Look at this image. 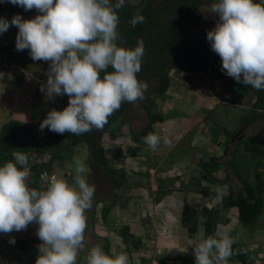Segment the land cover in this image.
I'll use <instances>...</instances> for the list:
<instances>
[{"label": "clouds", "instance_id": "clouds-1", "mask_svg": "<svg viewBox=\"0 0 264 264\" xmlns=\"http://www.w3.org/2000/svg\"><path fill=\"white\" fill-rule=\"evenodd\" d=\"M6 2L25 11L36 9L38 14L31 19L20 14L11 20L0 17V34L16 26V50L28 49L34 61L50 62L41 91L49 98L68 96L66 107L47 113L39 125L41 131L48 128L79 136L102 130L125 102L144 98L148 85L137 74L142 69L145 42L139 39L134 47L118 43L117 10L126 0H0ZM211 12L219 19L207 32V40L221 57V70L239 83L264 90V0H215ZM145 20L137 11L129 23L135 27ZM142 139L152 150L162 141L169 142L155 132ZM28 163L25 152L14 151L12 159L0 164V233L25 230L35 222L42 241H31L39 246L35 264H77L85 242V213L93 207L96 193L87 177V165L76 162L74 183L53 178L40 190L29 186ZM216 191V199L222 200V190ZM9 243L15 244V238ZM233 243L228 234L201 240L193 247L195 264H228ZM86 264H129V255H109L97 245L88 251Z\"/></svg>", "mask_w": 264, "mask_h": 264}, {"label": "crops", "instance_id": "crops-1", "mask_svg": "<svg viewBox=\"0 0 264 264\" xmlns=\"http://www.w3.org/2000/svg\"><path fill=\"white\" fill-rule=\"evenodd\" d=\"M1 6L0 17H5L11 20L9 14L10 9L7 10L5 8V3H2ZM15 14H20L22 18H24L23 14L19 11L15 12ZM17 32L18 28L14 25L10 26L6 31L11 39H16ZM9 53L10 57H12L10 60L15 66L14 68H10L7 65L4 68L0 66V128L2 124L8 120H17L28 125L39 123L46 118L47 113L51 109L56 108L57 110H62L66 107L65 105L63 106L58 103L56 95L49 98L46 95V92L41 91V87L46 86L47 71L50 62L43 60L34 61L31 58L28 49L17 52L9 50ZM14 58L16 59L14 60ZM169 78L170 82L167 91L164 95L160 96L157 102L158 105L155 104V107L158 106L160 110L158 113L163 115L164 118L161 123L162 125L160 124L161 126H164V129L161 131V127L159 128L158 125L156 126V131L161 137H166L169 142L163 143L162 141L156 150H152L144 142H141L138 145L136 144V146L141 147L140 151H144L143 155L139 153L141 156H137L136 159H139L138 168L143 172H148L151 168H156L159 173H162L157 165L161 166L163 163L165 167H162V169L163 171L165 170V174H167L164 176V173H162L161 175V179L165 180L163 181V186L166 187L169 180H175L184 181L183 184H187V187L164 188L167 192L161 195L160 200L155 202L153 199L154 204L147 205V210L150 212L149 215H144L142 211L141 215H136L138 218H141V221L137 223L138 227L142 229V226H147V232L151 237L150 238L147 235L145 236V234V237L142 236V234L137 233L136 228L129 225L130 232L142 239L143 244L136 251L129 252L127 246L122 243L119 234V243L114 241L112 245V238L108 236L109 239L105 238L106 240L103 239V242L97 244L104 249L103 245L107 242L109 244V255L126 252L129 255V264H132L130 261L134 257V253L138 254L141 249L151 251V253L155 250L159 253L160 250V255L167 257L168 260V258H172L176 255H183V252L186 249L192 250L193 247L204 239L203 230L199 231L200 226L203 228V220L200 221L199 212L203 213V206L211 207L217 202V191L209 186V184H214V182L208 183L204 180L201 181L199 185L209 186L213 193L209 196H204L199 192L200 186H197V189H195L196 184H193L192 181L193 179L196 181L201 169L198 166L196 168L189 162V160L192 158L197 159L198 157L199 159L197 163L199 165V162L207 160L206 158L209 156L215 155L219 157L220 165L224 166L225 164L221 162L220 150L218 148L224 147L225 149L229 145L228 148H232L228 154L229 158L226 163L230 165V167L237 169L235 167L237 160L234 152L236 148L238 151L240 150L239 141L244 137V134L241 137H239V135H241L245 129L244 126L249 124V119H247V117L250 116L249 113L253 109V103L255 101L254 90L244 84H238L234 90L227 91L224 83L233 79L229 76H218L212 72L199 74L195 71L172 69L169 72ZM157 97H159V95H157L156 98ZM220 106H232L234 108L227 107V110H225L219 108ZM231 109L237 111L235 115L238 117L239 124L242 125L241 129L238 127L239 125L237 126L235 124L231 126L229 124L230 121L228 117L230 115L234 116L230 111ZM243 120L244 122H242ZM215 124L218 125L217 132L213 129ZM239 129L240 131H238ZM129 131H131V129H129ZM238 139L240 140L238 141ZM128 141H131L130 136L128 137L125 135L123 141L119 138L117 144L113 145V143H111L108 148L113 149L115 148V145L117 146L119 144L122 147L124 143ZM163 145L166 149H161ZM120 146L118 149H120ZM176 148H180V153L172 158L173 151ZM254 148L257 147L255 146ZM260 149L261 151L259 150V153L263 155V146L260 145ZM209 151H214L215 153H208ZM176 153L178 152H175L174 155ZM206 153L208 154L207 157ZM234 154L235 160L231 161ZM170 156L172 159H169ZM122 157L126 156L123 155ZM169 161L171 162L169 163ZM55 162L52 163V166L56 164ZM176 167L183 169V171L181 169L182 174L170 173L173 168L176 169ZM188 169L193 170V174L191 175L193 177H188L186 174ZM258 169L261 171L260 168ZM234 176L236 177L235 174ZM242 176L247 178L244 175ZM150 182L152 183L150 184L152 188L150 194L155 197L158 188L154 189V183L152 181ZM215 183L218 184V182ZM240 188L238 190H233L238 192ZM202 197H204L203 200L208 197L211 198H209L208 202H206V200L200 202ZM229 209L231 208H223L219 212L215 230L216 238H221L224 234H227V232L229 233L228 235H231V231L234 230L233 225L230 227V221H227L229 218L234 219V216L231 215ZM120 213L122 217L130 216L122 210H120ZM195 221L196 223H199V227L197 231L191 235L188 228L191 227ZM92 224L93 223H91V225ZM101 225L102 227H106L103 222ZM110 228L111 227H106V230H109ZM249 229H252L251 232ZM257 229L261 228L256 224L254 228L246 227V231L244 230V232H238L237 230L232 232V239L234 242L236 239H240V242L243 240L241 243L244 249L248 252V264H264V261L251 258L248 251L249 245L256 237L258 242L264 239L260 237V231L255 233ZM233 233L235 237H233ZM3 234L4 233H0V238L22 237L24 239L28 238V240L33 241L34 244H41L42 242L34 231L26 234V237L23 236L24 232L21 231H12L6 233L5 236ZM152 236L155 237L152 238ZM102 238L100 239L101 241ZM160 239L162 242H160ZM2 247L7 250V254H5L7 255V259H4L6 261L2 264H20L21 261L24 264L23 256L17 254V252H19L18 250L5 244H2ZM89 250L90 249L84 250V253L87 252L85 253L86 256ZM252 250L259 251L258 247H254V244ZM141 252H143V250ZM145 259L147 260V258Z\"/></svg>", "mask_w": 264, "mask_h": 264}, {"label": "trees", "instance_id": "trees-1", "mask_svg": "<svg viewBox=\"0 0 264 264\" xmlns=\"http://www.w3.org/2000/svg\"><path fill=\"white\" fill-rule=\"evenodd\" d=\"M202 0H140L137 4L125 3V5L117 10L120 20L119 23V41L120 46L134 47L137 40L143 41L157 36L162 28L168 23L165 30L160 36L150 40L145 45V54L142 58V69L137 74L138 78L151 76H157L159 79L158 85L154 88L156 95L162 96L168 89L170 78L169 71L171 68L177 70L195 71L199 74H203L207 71V64L209 61L208 45L202 38L191 39L189 36L185 38V26L182 21L189 24L190 27L197 26L200 21V5ZM0 3V11L2 9ZM144 15L146 20L143 23L137 24L133 27L129 21L137 13ZM179 21V22H173ZM127 27L126 29H124ZM7 50V49H6ZM9 51V50H7ZM198 52V53H197ZM175 53V54H174ZM175 56H185L182 62H174ZM12 58V57H10ZM10 58L8 60H10ZM16 58H14L15 60ZM162 63H167L165 68H162ZM222 68L221 57L216 53L210 64V71L218 76H224ZM112 69L109 68L108 71ZM103 75V73H101ZM238 84L234 79H230L224 83L227 91H232ZM255 92V101L253 103V109L250 111V123L253 119L264 115V90H256L251 85H246ZM143 102L147 104L142 105L146 112V124L138 131H129L126 136H130V140L135 141L137 144L144 142L143 137L149 132H155L156 126L160 125L164 120L163 115L152 109L155 108V102L149 97L143 98ZM130 103L127 104V106ZM113 116L109 118V123L115 118ZM42 122V121H41ZM33 123L31 125L22 123L17 120H8L4 122L0 128V164L12 159V153L14 151H23L29 158L28 165L30 166V174L28 175L29 186L37 189H45L49 184H44L39 178V172L43 169L52 170V163L55 161L64 162L67 159L72 158L74 153V146L80 142L87 141L90 146V158L93 166L96 168L104 169L109 175L113 188L116 190L121 189L128 179V175L121 169V167L110 166L109 156L107 152H110V158H118L121 154L118 151L120 144L106 151L101 144L102 134H107V124L102 130L93 129L90 133H84L82 135H74L72 133H55L48 128L43 131L40 130V123ZM264 134V129H263ZM229 135V134H228ZM231 136V134H230ZM124 134L121 128H115L108 133V146L113 143L117 144L119 138L124 140ZM123 144V143H122ZM229 146V145H228ZM228 146L224 149V152L228 150ZM237 148L235 149V154ZM48 155L41 160L43 155ZM235 154L231 161L235 160ZM33 155L40 161H31L30 157ZM264 158V152H263ZM220 166L219 157L212 155L202 162H199L200 174L197 177V185L200 186L199 192L204 196H209L213 193L209 186L199 185L201 181L208 183H215L216 178L212 174ZM234 166V165H233ZM140 176L147 177L148 172H142ZM66 177V176H65ZM63 177L68 182L72 183V176L68 179ZM241 183V188L238 192L233 189H229L226 194H222V200L217 202L211 207L203 206L204 219L202 222L204 239L209 236H215V229L217 224V218L219 212L223 208H236L238 221L244 226L254 227L258 221L259 216L263 213V198L264 181L259 174H256L255 181L251 182L242 175H236ZM223 182V181H222ZM163 182L158 186L157 195L154 197L155 202H158L161 195L167 191L163 188ZM217 196V195H216ZM113 200L109 203H103L99 208V214L101 221L106 227H112L114 220L109 219L110 212L115 208L116 203L121 199L117 194H113ZM97 203L95 202L92 207L91 217L92 220L96 215ZM124 208V207H122ZM123 209H119V211ZM199 227V223L194 224L188 228V231L193 235ZM114 229V228H113ZM119 236L130 251H136L143 244L142 239L130 232L128 225H122L117 230ZM232 238V236H230ZM15 244L9 243L10 238H0V246L2 244L12 246L23 254L26 258L25 264H35L36 259L39 256V246L34 245L30 240H26L22 237H14ZM108 243L104 246V251L108 253ZM2 250V249H0ZM233 254L228 260V264H248V252L244 249L241 242H234L232 245ZM7 254V252H4ZM133 255V254H132ZM172 260L174 264L189 263L195 264V260L192 256L176 255L168 260ZM147 260L144 256L137 257L133 264H145ZM156 264H167V257L160 255L157 256ZM78 264H84L79 261Z\"/></svg>", "mask_w": 264, "mask_h": 264}, {"label": "rangeland", "instance_id": "rangeland-1", "mask_svg": "<svg viewBox=\"0 0 264 264\" xmlns=\"http://www.w3.org/2000/svg\"><path fill=\"white\" fill-rule=\"evenodd\" d=\"M139 1L140 0H126L125 3H130V4L134 5V4L139 3ZM210 1H212V0H202V3L200 5V8H199L200 9V16L202 14V17H200V20H203L204 18L207 20H205V19L203 20V25H202V23L199 24L198 29L196 31V35L198 37H200L199 35H203L206 32V29H208L213 24L212 22H210V20L212 19V17H213L212 15H214V13L211 12V10L207 8V7H209ZM12 5L13 4H11V3H7V2L5 3V8L7 10L10 9L9 14H10L11 18L13 17V15H15V12H18V11L21 14H23L24 19L34 18L38 14L36 9L25 11L22 7H19L16 5H13V7H12ZM10 6H11V8H10ZM205 13H206V15H205ZM213 19H214V17H213ZM202 29H205V30L202 31ZM142 78H143L142 80L144 82H146L148 85V88H147V91L145 92L144 98L149 97L155 101L156 105H158L157 102H158L160 96L156 98L157 95L154 92V88L158 85L159 81L157 79H153V78L144 79L145 78L144 76ZM236 87H237V85L234 88H236ZM144 104H147V102H143V99H140L134 103H130L127 106V108L126 107L123 108L124 106H122L120 109V110H122L121 115H119L120 110L118 111V115L113 114V116H116V117L110 122V124H107V132H106L107 134L103 133L102 137H101V144H103L102 146L104 147V149L106 151L108 150V133H109V131H111L115 128H121L123 134L126 135L129 132V129H131L134 132H137V131H140L144 127V125L146 124V121H147L146 120V112L142 106ZM227 107L234 108L232 106H224V107L220 106L219 108L227 110ZM152 109H154L155 111H160L158 106L155 108L153 107ZM230 111L234 114V116L230 115L228 117L229 121H230L229 124L231 126H233L235 124L237 126L239 125L238 127L241 129L242 125L239 124L238 117H236V115H235L237 113V111H233L232 109ZM246 117H245V119H246ZM247 119H250V117H247ZM242 122H244V120ZM161 125H159V128L164 127ZM244 127H245V129L243 130L242 134L239 135V133H238L239 137H241L243 134H244V137L241 140L238 139V141L240 140L239 141L240 142V144H239L240 150L239 151L236 150V151H238V152H236L237 164L235 165V167L237 169L230 167V165H228L226 163L228 158H229L228 154L231 151L232 147L228 148V150L226 152H224V147L218 148L220 150L221 162L224 163L225 165L224 166L220 165V167H218L213 173L218 184L217 183L209 184V186L211 188H213L215 191H216V189H221L222 193L224 194L225 192H227L229 190L230 187L234 190H238L241 187V184H240L239 180L234 176V174L235 175H238V174L244 175L248 179H250L251 182H254L255 176L258 173L264 181V158H263V155L259 153V150L261 151L260 145L263 146V148H264V134H263L264 115L257 117L256 119L252 120L248 125H246ZM217 128H218V125L215 124L213 127L215 132H217ZM240 129L238 131H240ZM255 146L257 148H254ZM161 149H166V147L163 145L161 147ZM140 150H141V147L136 146L134 141L125 142L124 145L122 146L120 152H121L122 156L125 155L126 157H122L121 155L118 156L119 161L121 162V163H119L120 165L118 164L117 161H115V158H113V160H111L110 153L107 152L108 156H109V165L121 167V169L124 170V172L128 175L127 181L125 182L124 186L119 190H116L113 188L112 181L104 169H102V168L98 169V168H96V166L92 165L91 158H90V146H89V143L87 141L80 142L74 146V153H73L72 158L67 159L64 162L57 161V162H55L56 164L54 166H52L51 169L57 170L59 173L70 172L71 176H72V183H74L73 176L75 174L76 162L77 161H84L85 164L87 165V169H88V171H87L88 180L90 183H93L96 186V193H95L93 204L95 202L97 203V207H96L97 212H96V215L94 216L93 220H92V217L90 216L92 208L87 210L85 213L87 216V228H86V232H85V242H84V248L82 250H80L78 253L77 264L79 261L86 264L85 253H87V252L84 253V250L90 249L93 246H97V244H100L101 242H103V239L104 240L109 239L108 236L112 238L111 239L112 245H113L114 241H116V243H119L120 239L118 238L119 236H118L117 230L122 225H128V226L131 225L133 228H136L137 233L142 234V236H144V234H145V236L146 235L149 236V234L147 232L148 231L147 226L146 227L142 226V229H140L138 227L137 223H139L141 221L140 220L141 218H138L136 215L139 216L142 214V212L144 215L145 214L149 215L150 212L147 210V208H148L147 205L154 204V200H153L154 197L150 194V192L152 191L151 190L152 188L150 185V184H152L150 182L151 181L150 180V174L152 176H154L153 181H152L155 185L153 187L154 189L158 188L159 183L161 184L163 181H165V180L161 179L162 173H164V176L167 174H165L166 171L165 170L163 171V169H162V167L163 168L165 167V165L162 163L161 166L157 165L158 169H160L162 173H159L156 168H151V169H153V173H150L148 170L149 177L148 176L147 177L140 176V174L143 171L139 170V168H138L139 159H136L137 156H141L144 153V151L142 152ZM175 152H178V153H176L174 155ZM211 152L215 153L214 151H209L208 153H211ZM139 153H141V155ZM179 153H180V148H176L173 151L172 158L179 155ZM207 155L208 154L206 153V157H207ZM45 156L48 157V155H45ZM172 158H171V156L169 157V159H172ZM257 158H258V161H257ZM198 159H199L198 157H197V159L192 158L191 160H189V162L192 163L197 168V166L199 167V165L197 163ZM170 162L171 161H169V163ZM258 168H260L261 171H259ZM181 169L182 168H179V167H176V169L173 168V170L170 173H175V174L181 173L182 174L183 169H182V171H181ZM192 171L193 170H190V169H188L186 171V174L188 175V177H193V176H191L193 174ZM158 180H160V181H158ZM166 181H168V180H166ZM183 182L182 181H175V180L171 181V180H169L166 187L163 185L162 186H163V188H167V189L168 188H176V187H179V188L187 187V184H183ZM192 182H193V184H196L195 189H197L198 185L194 181V179ZM114 193L119 195L121 197V199L116 203L115 208L110 212L109 219L111 221L113 219L114 224L109 230L108 229L106 230V227H104V226L102 227V225H101L102 221H101L100 214H99L100 213L99 208L103 203L111 202L114 198L113 197ZM203 198L204 197H202L200 199L201 200L200 202H203L204 200H206V202H208L209 198H211V197H208L204 200H203ZM262 198H263V204H264V192L262 194ZM122 207H124V208H122ZM119 209H123L124 212L128 213L130 216L122 217ZM230 211H231V215L234 216V219H231V218L227 219V221L228 220L230 221V227H232V225H233V227H234L233 229L235 231L237 230L238 232L239 231L244 232V230L248 226H244L243 224H241L238 221L236 208H231V209H229V212ZM199 214H200V221H201V220H203L204 214L201 212H199ZM91 223H93V224L91 225ZM256 224L261 229H257V231L256 232L254 231V232L257 233L258 231H260L259 232L260 237H262V239H263L264 238V206H263V213L259 216ZM137 229H139V230H137ZM202 230H203V228L200 226L199 231H202ZM234 230L231 231V235H229V236H232V232H234ZM251 230L249 229L250 232H251ZM5 234L6 233H4L3 235L5 236ZM227 234H229V233L227 232ZM23 236L26 237V233H24ZM154 237L155 236H152V238H154ZM233 237H235L234 233H233ZM101 238H102V241L100 240ZM256 238L249 245L248 248L252 247L253 244L255 247L257 244L263 243L264 239H263V241L258 242V240ZM236 241L240 242V239L239 240L236 239ZM160 242H162L161 239H160ZM241 242H243V240H241ZM1 249L2 250H0V263L5 262L6 260H4L3 258H6V256H7L4 253L7 250L5 248H3L2 245H1ZM142 250H143V252H141ZM160 253H161L160 250H159V253L156 250L151 253V251H146L144 249H141L138 252V254L134 253V257L132 258L130 263L133 264L134 260H136L137 257L145 256V258H147V261L145 262V264H155V259L157 256H160ZM191 253H193V249L192 250L186 249L183 252V256L187 257L188 255H191ZM17 254H21V253L17 252ZM21 255H23V254H21ZM20 264H23V262L21 261ZM178 264H187V263H178Z\"/></svg>", "mask_w": 264, "mask_h": 264}, {"label": "built area", "instance_id": "built-area-1", "mask_svg": "<svg viewBox=\"0 0 264 264\" xmlns=\"http://www.w3.org/2000/svg\"><path fill=\"white\" fill-rule=\"evenodd\" d=\"M214 2H215V0L210 1L209 7H207V8L211 10V5ZM214 15H215L214 16V19H215L214 23L212 24V26H210L208 29H206V32L203 35L200 36V38H202L206 42V44L208 45V50H209V61H208V69H207L208 72H210V70H209L210 64L212 62L214 55L216 54L211 49L210 43L207 40V32L215 27V24H216L217 20L219 19L217 14L214 13ZM15 45H16V39H11L6 32H4L3 34H0V66L2 68H4L6 65L9 66L10 68H14L15 64L13 62H11V60H8L10 58V53L7 50L17 52ZM56 97H57L58 103L60 105L67 106V104H68V96L67 95H63V96L56 95ZM163 129H164V127L160 128L161 131ZM135 144H137V143L135 142ZM121 148L122 147L120 146V149H118V151H120ZM34 158L35 157L33 155H31L30 159L32 162L35 161ZM111 160H113V158H111ZM36 161H40V159L37 158ZM115 161H117L118 164L120 162L119 158H115ZM111 166L113 167V165H111ZM27 167H28V175H29L30 174V166L28 165ZM149 172L153 173V169H150ZM70 176H71L70 172L65 173V174H59L54 170H46V169H43L39 172V178H40L41 182L44 184L45 183L49 184L53 178L65 177L68 179ZM153 178H154V176H152L150 174V180L151 181H153ZM38 227H39L38 224H36L35 222H32L28 225V227L25 230H21V231L26 232V233L34 231L35 233H37ZM255 247H258L259 251L252 250L253 249V246H252V247L248 248L249 255L251 256V258H254L255 260L264 261V241L262 244H260V245L257 244ZM0 249H1V247H0ZM188 256H192V258L195 260L193 253H191V255H188ZM3 259H6V258H3ZM1 263H4V262H1ZM155 264H156V261H155ZM167 264H174V263L172 260L169 259V260H167Z\"/></svg>", "mask_w": 264, "mask_h": 264}, {"label": "flooded vegetation", "instance_id": "flooded-vegetation-1", "mask_svg": "<svg viewBox=\"0 0 264 264\" xmlns=\"http://www.w3.org/2000/svg\"><path fill=\"white\" fill-rule=\"evenodd\" d=\"M199 11H200V9H199ZM205 15H206V13H205ZM213 17L215 16V15H212ZM200 17H202V14H201V16ZM213 17H212V19L210 20V22H212V23H214V21H215V19H213ZM205 19V18H204ZM203 19V20H204ZM203 20H200L199 21V23H198V25L197 26H192V27H190L189 26V24L187 23V22H185V21H182V22H184V23H186L187 25H188V27H189V29H188V36L191 38V39H195V38H200V37H198L197 35H196V31H197V29H198V26H199V24H201L202 23V25H203ZM205 20H207V19H205ZM121 22H123V20H120V23ZM184 25V24H183ZM185 26V25H184ZM186 27V26H185ZM127 27H125L124 29H126ZM185 30H186V28H185ZM203 30H205V29H202V31ZM158 36H159V34H158ZM199 36H201V35H199ZM153 37H156V36H153ZM153 37H151V38H153ZM149 39V38H148ZM154 39V38H153ZM150 40H152V39H150ZM149 40V41H150ZM147 44V43H146ZM145 44V45H146ZM198 53V52H197ZM175 54V53H174ZM173 54V55H174ZM185 59H187V57H185V56H175L174 55V62H182V61H184ZM166 65H167V63H162V68H165L166 67ZM172 69H176V68H171L170 69V71L172 70ZM169 71V72H170ZM150 78H153V79H157L158 81H159V79H158V77L157 76H151ZM139 80H141V81H143L142 79L143 78H138ZM159 83V82H158ZM127 104H128V102H125L122 106H124L123 108H127ZM114 114H116V115H118V111L116 112V113H114ZM111 117H113V116H111ZM110 117V118H111Z\"/></svg>", "mask_w": 264, "mask_h": 264}, {"label": "water", "instance_id": "water-1", "mask_svg": "<svg viewBox=\"0 0 264 264\" xmlns=\"http://www.w3.org/2000/svg\"><path fill=\"white\" fill-rule=\"evenodd\" d=\"M173 22H179V21H173ZM170 23H171V22H168V23L162 28L161 32L159 33V36H160L161 33L165 30L166 26H167L168 24H170ZM182 24H184V25L186 26V30H185V38H187L189 27H188V25H187L186 23H184V22H182ZM156 37H158V35H157ZM156 37H153V38H156ZM153 38H149V39L145 40V41H144L145 44H146L150 39H153ZM207 69H208V64H207ZM209 70H210V69H209ZM210 72H211V71H210ZM223 75H224L225 77L228 76V75L226 74V72H224ZM121 113H122V110H120L119 115H121Z\"/></svg>", "mask_w": 264, "mask_h": 264}]
</instances>
